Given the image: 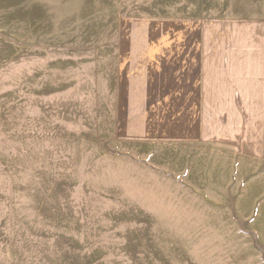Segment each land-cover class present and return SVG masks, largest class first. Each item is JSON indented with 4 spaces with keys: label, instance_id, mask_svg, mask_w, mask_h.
Returning a JSON list of instances; mask_svg holds the SVG:
<instances>
[{
    "label": "rangeland",
    "instance_id": "1",
    "mask_svg": "<svg viewBox=\"0 0 264 264\" xmlns=\"http://www.w3.org/2000/svg\"><path fill=\"white\" fill-rule=\"evenodd\" d=\"M204 0H0V264H264V162L117 142L130 21Z\"/></svg>",
    "mask_w": 264,
    "mask_h": 264
},
{
    "label": "crops",
    "instance_id": "2",
    "mask_svg": "<svg viewBox=\"0 0 264 264\" xmlns=\"http://www.w3.org/2000/svg\"><path fill=\"white\" fill-rule=\"evenodd\" d=\"M119 140L202 146L264 162V0L130 21Z\"/></svg>",
    "mask_w": 264,
    "mask_h": 264
}]
</instances>
